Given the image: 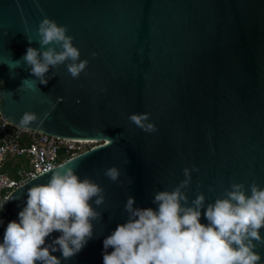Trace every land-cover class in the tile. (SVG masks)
<instances>
[{"label": "water", "instance_id": "obj_1", "mask_svg": "<svg viewBox=\"0 0 264 264\" xmlns=\"http://www.w3.org/2000/svg\"><path fill=\"white\" fill-rule=\"evenodd\" d=\"M45 17L87 61L78 77L65 61L49 66L42 84L22 59L28 47L61 50L40 44ZM0 112L47 134L103 140L9 196L18 222L28 189L61 165L102 188L92 238L68 260L53 253L61 264H103V240L127 221L128 198L156 209V193L181 181L185 206L204 195L207 223L203 211L233 183L264 188V0H0ZM25 112L37 119L20 124ZM144 113L155 131L130 120ZM113 167L115 181L105 175ZM255 243L264 264V242Z\"/></svg>", "mask_w": 264, "mask_h": 264}, {"label": "clouds", "instance_id": "obj_2", "mask_svg": "<svg viewBox=\"0 0 264 264\" xmlns=\"http://www.w3.org/2000/svg\"><path fill=\"white\" fill-rule=\"evenodd\" d=\"M66 31L45 17L38 28L40 44L59 45L61 50L48 47L39 53L28 47L22 57L31 75L42 84H47L43 77L49 66L71 61L67 71L73 78L86 67L87 61L80 60V52ZM148 118L147 113L130 116L144 131H155L153 124L145 126ZM36 119L35 113L25 112L20 124ZM58 169L63 171H54L48 183L28 189L18 222L7 224L0 241V264H61L53 253L59 251L68 260L92 238V221L99 216L92 201L95 198V204H101L103 190L90 179H81L71 167L61 165ZM184 172L189 175L188 169ZM105 175L115 181L119 172L113 167ZM187 183L181 181L172 191L156 193V209L136 208L135 199L129 197L127 221L103 240V264H259L255 242H264L260 234L264 228V188L253 182L245 190L242 183H233L224 198L207 205L203 211L207 223H201L205 197L198 194L192 206H185L187 196L181 189ZM54 232L60 235L46 246V238Z\"/></svg>", "mask_w": 264, "mask_h": 264}, {"label": "built area", "instance_id": "obj_3", "mask_svg": "<svg viewBox=\"0 0 264 264\" xmlns=\"http://www.w3.org/2000/svg\"><path fill=\"white\" fill-rule=\"evenodd\" d=\"M85 139L88 138L56 136L13 124L0 112V204L9 201L10 194L30 179L103 143L101 139ZM11 157L28 161L16 178L3 171Z\"/></svg>", "mask_w": 264, "mask_h": 264}, {"label": "trees", "instance_id": "obj_4", "mask_svg": "<svg viewBox=\"0 0 264 264\" xmlns=\"http://www.w3.org/2000/svg\"><path fill=\"white\" fill-rule=\"evenodd\" d=\"M27 159L24 157H11L3 166V171L7 172L11 177L16 178L20 168L27 166ZM13 221L12 205L10 201L0 204V241H2L3 233L7 224Z\"/></svg>", "mask_w": 264, "mask_h": 264}, {"label": "bare ground", "instance_id": "obj_5", "mask_svg": "<svg viewBox=\"0 0 264 264\" xmlns=\"http://www.w3.org/2000/svg\"><path fill=\"white\" fill-rule=\"evenodd\" d=\"M89 140H95L94 138H88V139H85V141H89Z\"/></svg>", "mask_w": 264, "mask_h": 264}]
</instances>
